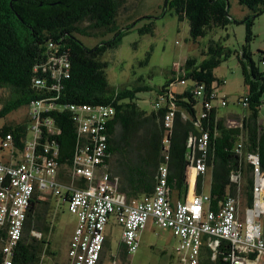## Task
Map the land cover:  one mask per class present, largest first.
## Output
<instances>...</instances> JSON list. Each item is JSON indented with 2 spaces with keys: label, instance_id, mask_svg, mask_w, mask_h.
Here are the masks:
<instances>
[{
  "label": "trees",
  "instance_id": "obj_1",
  "mask_svg": "<svg viewBox=\"0 0 264 264\" xmlns=\"http://www.w3.org/2000/svg\"><path fill=\"white\" fill-rule=\"evenodd\" d=\"M126 1L0 0V87L11 90L9 98L0 108V118L29 105L32 100L52 97L46 102L52 103L53 107L42 112V119L50 118L58 130L51 135L56 141L57 160L65 167L73 162L77 141L73 114L65 107L66 104L113 105L114 114L106 121L103 131L107 145L103 160L110 177L117 178L119 189L126 193L128 202L153 191L158 167L165 161L163 141L166 137L170 138L168 184L178 198H183L186 194L185 150L188 139L199 131H206L209 149L207 170L211 173L209 205L215 208L226 192H236L232 175L240 174L245 204L252 207L253 165L246 155L257 154L264 171V125L259 114L264 94V68L253 60L249 43L254 38V19L264 12V0H237L250 11L242 19L245 41L239 51L231 50L221 39L209 38L199 52L203 58L188 56L178 69H171V77L158 88L154 97L166 93V103L155 108L153 99L150 110L142 109L136 102L137 93L150 90V86L134 83L115 87L109 83L106 73L108 61L105 60V53L117 48L121 37L136 22H128L124 26L117 23L119 10ZM166 11L188 20L189 36L194 42L216 28L239 22L229 14V0H165L163 12ZM139 31L151 32L152 23L145 24ZM79 36L100 40L89 47ZM232 54H236L246 85L245 94L238 100L245 109L241 123L228 125L217 106L211 107L205 117L199 118L200 105L198 110V98L194 97L191 88L197 83L203 84V99H209L210 92L217 89L216 84L220 82L214 68ZM148 58L149 53L145 59ZM49 59L66 61L69 64L68 75L52 78L48 67L44 70L40 67L37 75L44 81L43 86L32 85L34 66ZM178 76L186 80V86L180 92L170 88ZM171 102L175 107L174 116L171 133L165 136L164 115L170 109L167 104ZM42 129L44 134L46 126ZM7 133L12 134L18 149H25V140L32 136L29 119L1 125L0 136ZM37 150L47 156L51 154L43 152L42 145H38ZM202 176L197 178L198 193L201 191ZM57 202L58 198L51 194L45 200L34 197L30 201L22 237L13 251L12 264H39L44 252L54 255V251L50 250V240L42 234H48L51 229L48 212ZM262 222L264 226V219ZM34 229L41 233L40 237L32 235ZM229 251L230 242L220 239L212 258L213 251L204 245L199 264H229ZM126 255L121 245L119 264L126 259ZM1 256L0 251V264ZM249 258H254V255Z\"/></svg>",
  "mask_w": 264,
  "mask_h": 264
},
{
  "label": "built area",
  "instance_id": "obj_2",
  "mask_svg": "<svg viewBox=\"0 0 264 264\" xmlns=\"http://www.w3.org/2000/svg\"><path fill=\"white\" fill-rule=\"evenodd\" d=\"M41 65L34 66L33 70L32 85L36 87L43 86L44 82L37 75L40 67L43 70L48 67L52 78L68 75L69 64L61 59H49ZM178 77L171 84V90L176 83L186 84L184 77ZM203 89L200 83L191 88L200 104L199 118L205 117L207 111L215 106L214 100L222 106L226 104L217 89L210 92L209 99H203ZM165 94L156 96L155 108L166 103ZM51 99H36L27 105L32 136L25 140V149L20 150L14 145L11 133L0 136L1 264H12L13 251L22 237L30 201L34 197L45 200L48 194L66 203L75 218L63 264H115L113 252L104 253L106 229L112 217L120 227L121 241L128 254L136 251L139 232L152 219L154 224L169 229L177 238L176 264H199L204 245L213 251L214 258L220 239L230 242L229 264H264V171L257 154L246 155L253 165L254 200L252 207L244 208L242 220L239 218L238 190L226 192L215 208L209 205V194L187 192L181 199H172L167 164L170 138L167 137L163 141L165 161L158 167L153 191L128 202L125 192L119 189L117 178L110 177L103 160L107 148L103 131L106 121L114 114L113 105L66 104L65 107L73 114L77 141L71 166L63 167L57 160L56 141L51 135L58 130L50 118L42 119V112L53 107L52 103L46 102ZM167 105L170 109L164 115L165 136L171 133L175 110L172 102ZM42 126H46L44 134L41 133ZM38 145H42L43 152L51 154L47 156L39 152ZM208 151V133L199 131L192 137L187 166L193 178L207 172ZM189 177L190 174L186 176V182ZM232 179L237 182V175H232ZM31 233L41 236L35 229ZM252 254L254 258H249Z\"/></svg>",
  "mask_w": 264,
  "mask_h": 264
},
{
  "label": "rangeland",
  "instance_id": "obj_3",
  "mask_svg": "<svg viewBox=\"0 0 264 264\" xmlns=\"http://www.w3.org/2000/svg\"><path fill=\"white\" fill-rule=\"evenodd\" d=\"M164 1L127 0L125 6L119 10L117 23L124 26L128 22H136L121 37L118 47L108 50L104 55L105 60L108 61L106 73L111 85L123 87L141 83L150 86V90L137 93L136 102L145 110L151 109L156 91L171 77V69H178L188 56L203 58L199 52L209 38L221 39L223 44L231 50L239 51L245 41V24L242 19L250 14L249 9L241 6L237 0H229V14L239 22H230L225 28H216L209 35L200 37L194 42L189 36L188 20L179 18L170 11L163 12ZM147 23H152V31L140 32L139 28ZM252 30L254 38L249 43L252 58L261 68H264V64L261 63V57L264 54V12L255 17ZM79 38L89 47L94 46L100 40L97 37L87 36H79ZM148 53L149 58L146 60ZM214 74L220 80L219 84H216L218 95L220 98H225L227 102L226 105L220 107V113L242 110L237 101L245 93L246 85L236 54H232L214 68ZM185 86L176 83L172 87L180 92ZM10 94L9 88L0 87V108ZM262 101L260 109L264 112V94ZM214 102L216 103L215 100ZM199 105L198 103V110ZM28 114V107L21 106L0 118V126L22 122L27 119ZM111 165L112 161L110 169ZM209 189L210 178L207 175L204 194H209ZM240 200L239 218L242 220L245 208L242 195ZM57 203L52 204L48 212L51 229L48 234L46 232H44L45 235L42 234L50 240V250L54 251V255L44 252L39 264H63L66 260L75 218L68 211L66 203L61 201ZM262 227L264 231V226ZM109 238L112 249L116 250L120 241L119 226L113 224ZM177 244V238L168 229L158 227L152 219H149L145 228L139 232L138 248L135 252L127 254L121 264H176ZM119 263L120 259L117 264Z\"/></svg>",
  "mask_w": 264,
  "mask_h": 264
},
{
  "label": "crops",
  "instance_id": "obj_4",
  "mask_svg": "<svg viewBox=\"0 0 264 264\" xmlns=\"http://www.w3.org/2000/svg\"><path fill=\"white\" fill-rule=\"evenodd\" d=\"M262 64H264V54H263V56H262ZM174 91H175V89H174ZM246 92V91H245ZM218 93V92H217ZM245 94V93H244ZM238 102V101H237ZM215 106H217V108H218V110H219V113H220V107L222 106V105H220L218 102H214L213 103ZM226 104H227V102H226ZM225 104V105H226ZM238 104H240L239 102H238ZM241 105V107H242V110H240V109H238V110H231V111H228V112H224V113H220V115H225V120H226V123L228 124V125H237V124H240L241 123V120H242V117H243V114L245 113V109H244V107H243V105L242 104H240ZM259 114H260V121L262 122V124L264 125V112L263 111H261V109H260V111H259ZM262 115V116H261ZM191 170L189 171V169L188 168H185V186H186V193L187 192H194V193H197L198 194V192H196V185H197V178H198V176L196 177V178H193L192 176H191ZM190 174V177L189 178H187V182H186V176L188 177V175ZM207 175L209 176V178L211 179V173H210V171H208L207 170V172L205 173V174H203V176H202V180H201V191L199 192V193H205L204 192V187H205V179H206V177H207ZM237 175V182L236 181H233V183H234V186H236V191L238 190L239 191V200H240V197H241V195H242V197H243V188H242V181H241V179H240V174H236ZM210 190V189H209ZM122 191V190H121ZM124 192V191H123ZM189 193V194H190ZM126 194V193H125ZM181 196H183V195H181ZM171 197H172V199H178V197L176 196V194L174 193V191H171ZM181 199V198H180ZM241 201V200H240ZM243 201H244V203H245V200H244V198H243ZM239 205H241V203L239 204ZM244 206L246 207V204H244ZM239 209H240V206H239ZM112 219H113V221H112ZM113 224L114 225H117V226H119L116 222H115V219L112 217L111 219H110V221H109V224H108V226H107V229H106V232H107V236H106V242H108V243H106L105 242V249H104V253L105 254H109L111 251L113 252V257H114V259H115V261H116V263L115 264H117V262L119 261V251H120V246L121 245H123V242L121 241V233H120V241H119V243H118V245H117V248H116V250H113L112 249V247H111V245H110V238H109V234L112 232V229H113ZM147 224V223H146ZM75 225V224H74ZM120 228V227H119ZM145 228V227H144ZM165 229V228H164ZM169 230V229H168ZM170 231V230H169ZM171 232V231H170ZM172 234V233H171ZM173 235V234H172ZM174 236V235H173ZM175 237V236H174ZM123 247H124V245H123ZM177 247V246H176ZM125 248V247H124ZM126 251V250H125ZM175 254H176V248H175Z\"/></svg>",
  "mask_w": 264,
  "mask_h": 264
},
{
  "label": "water",
  "instance_id": "obj_5",
  "mask_svg": "<svg viewBox=\"0 0 264 264\" xmlns=\"http://www.w3.org/2000/svg\"><path fill=\"white\" fill-rule=\"evenodd\" d=\"M191 150H192V137H189L187 145H186V150H185V156H186V165L185 168H187L189 161H190V157H191ZM263 198H264V194H263Z\"/></svg>",
  "mask_w": 264,
  "mask_h": 264
},
{
  "label": "clouds",
  "instance_id": "obj_6",
  "mask_svg": "<svg viewBox=\"0 0 264 264\" xmlns=\"http://www.w3.org/2000/svg\"><path fill=\"white\" fill-rule=\"evenodd\" d=\"M59 203V202H58ZM127 253V252H126ZM128 254V253H127Z\"/></svg>",
  "mask_w": 264,
  "mask_h": 264
}]
</instances>
